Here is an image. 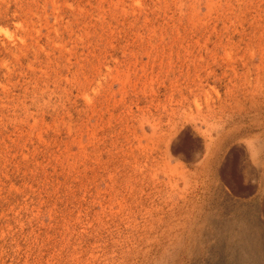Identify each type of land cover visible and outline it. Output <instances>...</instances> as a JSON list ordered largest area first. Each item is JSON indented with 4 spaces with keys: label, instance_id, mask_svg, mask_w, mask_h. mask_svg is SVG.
I'll use <instances>...</instances> for the list:
<instances>
[{
    "label": "rangeland",
    "instance_id": "obj_1",
    "mask_svg": "<svg viewBox=\"0 0 264 264\" xmlns=\"http://www.w3.org/2000/svg\"><path fill=\"white\" fill-rule=\"evenodd\" d=\"M262 147L264 0H0V264H235Z\"/></svg>",
    "mask_w": 264,
    "mask_h": 264
},
{
    "label": "bare ground",
    "instance_id": "obj_2",
    "mask_svg": "<svg viewBox=\"0 0 264 264\" xmlns=\"http://www.w3.org/2000/svg\"><path fill=\"white\" fill-rule=\"evenodd\" d=\"M246 101V100H245ZM196 105V104H195ZM199 108V107H198ZM184 127V126H183ZM183 130V129H182ZM178 140V139H177ZM187 144V143H186ZM194 144V143H193ZM192 145V144H191ZM192 148L190 145H186L184 148L185 151L187 149ZM172 149V148H171ZM260 150V149H259ZM194 151V150H193ZM238 154V150L235 152ZM243 153V152H241ZM264 156V147H262V151H259V154ZM177 154V153H176ZM233 155V154H232ZM186 158V157H185ZM233 158H235L233 156ZM232 158V159H233ZM186 161V160H185ZM191 162V161H190ZM235 163H232V166H229V169L227 171L220 173V176L222 177V180L225 181L228 185L232 187V189L237 190L235 191L237 194L240 192L243 193L247 190V188L242 187L243 180L239 174L240 172V166L239 161H234ZM237 162V163H236ZM189 164V163H188ZM184 176V175H183ZM182 176V177H183ZM185 177V176H184ZM264 177V174L263 176ZM155 178V177H154ZM153 179V178H152ZM164 181V180H163ZM226 184V185H227ZM224 186V185H223ZM197 187V186H196ZM227 187V186H226ZM183 191V190H182ZM181 191V192H182ZM229 192V191H228ZM234 192V191H233ZM184 194V193H183ZM244 194V193H243ZM182 195V194H181ZM231 197V196H230ZM175 198V197H173ZM177 199V197H176ZM180 199V198H179ZM177 201V200H175ZM262 211L264 212V206H262ZM231 220V219H230ZM253 225V224H252ZM183 227V226H182ZM250 228H257L250 226ZM244 229L240 234H238V246L239 251L235 256V264H264V239L260 237L258 234H254L251 232L252 230ZM181 230V229H180ZM214 233L219 234L220 237L228 238L229 236L235 235L236 232H234L233 227L227 226V225H217L214 227ZM173 234V233H172ZM167 236V235H166ZM236 239V238H235ZM171 241V239H170ZM227 241V240H226ZM234 243V242H233ZM170 245V243L168 244ZM233 246V245H232ZM234 247V246H233ZM218 250V249H217ZM232 250V249H231ZM230 253V252H229ZM135 260V259H134Z\"/></svg>",
    "mask_w": 264,
    "mask_h": 264
}]
</instances>
